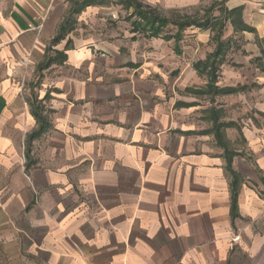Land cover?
Instances as JSON below:
<instances>
[{"label": "crops", "instance_id": "crops-1", "mask_svg": "<svg viewBox=\"0 0 264 264\" xmlns=\"http://www.w3.org/2000/svg\"><path fill=\"white\" fill-rule=\"evenodd\" d=\"M70 1L9 0L0 19V264H264V73L251 64L264 0H139L164 16L242 7L254 32L235 34L218 84L256 87L213 103L185 92L206 84L193 64L213 51L209 31L185 30L176 51L112 2L52 46ZM54 51L65 61L39 74ZM34 99L51 128L28 141ZM212 106L241 127L225 131L244 154L235 217L223 150L204 133Z\"/></svg>", "mask_w": 264, "mask_h": 264}, {"label": "trees", "instance_id": "trees-1", "mask_svg": "<svg viewBox=\"0 0 264 264\" xmlns=\"http://www.w3.org/2000/svg\"><path fill=\"white\" fill-rule=\"evenodd\" d=\"M120 5L126 11L131 10V18L135 17L132 22V31H139L151 38H162L164 40H174L175 50L178 49V43L182 40L183 32L187 29H201L210 32V43L214 46L213 51L206 55L204 60H199L193 64L196 73L206 79V84L199 88H186L185 92L197 97H207L213 103L216 97L225 95H236L248 92L253 89L255 84L236 85V86H220L221 67L226 63L228 54L239 49V40L234 36L237 33L247 31L254 32V28L248 26L242 17V7L228 9L224 5V1H214L207 8L201 10V14H176L173 16H164L156 9L143 4L139 0H72L70 1V9L58 27L56 36L52 39L51 45L59 43L70 31L74 29V16L79 14L88 6L92 5H108L110 3ZM232 28V35L225 38L227 25ZM173 28L174 31L169 29ZM54 55H46L44 63L38 68L40 74L53 64H61L66 59L64 52L54 51ZM251 64L255 68L264 73V53L260 57L251 60ZM41 77V75H39ZM31 113L37 125V129L33 131L27 138L32 141L51 128L48 119L49 111H46L42 101L34 99L30 103ZM204 119L211 123V127L204 131L205 134L213 136L216 145L223 150L226 162L225 171L231 177V208L232 217L237 216V194L240 185V175L233 169L232 161L234 157H243V151L237 148L227 139L226 129H235L239 136L242 137L241 127L235 121L224 120V109L212 106L204 111ZM27 152L25 153V156ZM264 182V179H262Z\"/></svg>", "mask_w": 264, "mask_h": 264}, {"label": "rangeland", "instance_id": "rangeland-1", "mask_svg": "<svg viewBox=\"0 0 264 264\" xmlns=\"http://www.w3.org/2000/svg\"><path fill=\"white\" fill-rule=\"evenodd\" d=\"M114 4H115V3H114ZM205 7L207 8L206 5H205ZM114 8L122 10L121 12H122L123 17L127 18V13H126L125 10L121 9L120 7L117 8L116 5H114ZM200 8H201V7L197 8V9L189 10L188 13H189V14H195V13H199V14H201L202 12H201V9H200ZM8 9H9V0H0V19H1V17H4V16L6 15ZM118 13H119V12H118ZM119 14H120V13H119ZM167 15H168V16H173V15H176V14H175V13H170V14H167ZM169 30H170V31H174V29L171 28V27H170ZM224 35H225V38L228 36V34H227V30H226V33H225ZM210 44H211V43H210ZM219 82H220V80H219ZM252 118H253V117H252ZM253 119H254V118H253ZM257 121H259V123H261V124L264 123V117H262V116L259 115L258 118H257ZM234 136H235V140H237L236 142L240 144V141L237 139V138H238V137H237V133L234 134ZM239 144H238V145H239Z\"/></svg>", "mask_w": 264, "mask_h": 264}]
</instances>
